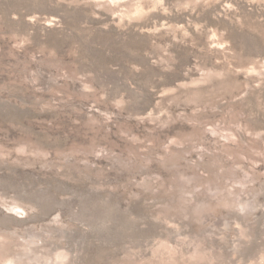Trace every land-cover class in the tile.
Returning <instances> with one entry per match:
<instances>
[{
	"label": "rangeland",
	"instance_id": "1",
	"mask_svg": "<svg viewBox=\"0 0 264 264\" xmlns=\"http://www.w3.org/2000/svg\"><path fill=\"white\" fill-rule=\"evenodd\" d=\"M0 264H264V0H0Z\"/></svg>",
	"mask_w": 264,
	"mask_h": 264
}]
</instances>
